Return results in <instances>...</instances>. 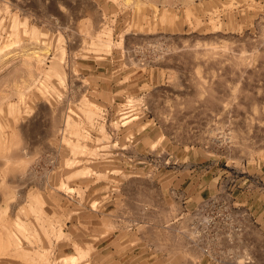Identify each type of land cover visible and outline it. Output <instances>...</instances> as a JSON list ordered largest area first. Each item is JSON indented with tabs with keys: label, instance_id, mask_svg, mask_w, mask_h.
<instances>
[{
	"label": "rangeland",
	"instance_id": "1",
	"mask_svg": "<svg viewBox=\"0 0 264 264\" xmlns=\"http://www.w3.org/2000/svg\"><path fill=\"white\" fill-rule=\"evenodd\" d=\"M226 176L264 264V0H0V264H189L174 197Z\"/></svg>",
	"mask_w": 264,
	"mask_h": 264
},
{
	"label": "built area",
	"instance_id": "2",
	"mask_svg": "<svg viewBox=\"0 0 264 264\" xmlns=\"http://www.w3.org/2000/svg\"><path fill=\"white\" fill-rule=\"evenodd\" d=\"M157 158L159 161L155 159L153 161L158 168L172 166L169 159L162 161L159 157ZM189 167L199 177L204 176L205 172L211 169L209 166L199 164L189 165ZM245 177V173L241 172L242 179L239 180H243L242 186L247 181ZM239 180L235 181L229 176L218 179L215 193L196 203L190 211L183 206L185 200L190 198L182 193H180L181 198L177 195L174 197L176 201H179L181 211L170 224L173 226L172 230L190 251L191 257L196 253L194 262L193 257L188 259L189 264H236L235 241L239 230L236 227V218L241 209L235 207L233 195L236 189L241 188ZM143 210L147 208L144 207Z\"/></svg>",
	"mask_w": 264,
	"mask_h": 264
},
{
	"label": "bare ground",
	"instance_id": "3",
	"mask_svg": "<svg viewBox=\"0 0 264 264\" xmlns=\"http://www.w3.org/2000/svg\"><path fill=\"white\" fill-rule=\"evenodd\" d=\"M32 33L37 34V31L35 29H32ZM40 61L41 60L37 59V62H40ZM53 69H55V70L57 69V67H55V64L52 66V70ZM59 74H60V72H59ZM69 118H71V120L67 119V121H66V126L67 127H70L71 126L70 124L72 123V116L69 117ZM74 124H75V122L73 123V126H74ZM72 145H73L72 149H71L72 152H76V151L80 150L81 146H79L77 144H72ZM103 227L106 228L105 225ZM89 250H88L87 247H85V248L84 247H78V248H76V254L75 255H67V256L62 257L60 259L59 264H78V263L84 261V259L87 258L88 254H89Z\"/></svg>",
	"mask_w": 264,
	"mask_h": 264
},
{
	"label": "crops",
	"instance_id": "4",
	"mask_svg": "<svg viewBox=\"0 0 264 264\" xmlns=\"http://www.w3.org/2000/svg\"><path fill=\"white\" fill-rule=\"evenodd\" d=\"M197 178H198V181H199V183L196 181L197 180ZM194 181H195V186H192L194 189H193V191L191 192V193H188V195H192V196H194L195 198L197 197V195L198 196H201V194L200 193H202L203 192V188H201L202 186H201V184H202V182H200L201 181V177H199V176H197L195 179H194ZM194 181H192L193 182V184H194ZM199 184V185H198ZM201 188V189H200ZM200 190V191H199ZM212 192H215L214 190H211ZM208 195H210V192L208 191V193H207ZM206 195V194H205ZM188 202H190V201H188ZM187 203L185 202V203H183V206L185 207V209H187L188 211H190L193 207H194V202H192L191 204H192V206L191 207H187V205H186ZM262 226V225H261ZM140 256H138L137 258H138V260H137V262L135 263V264H154V262H151L150 260H145V259H142V258H139ZM104 258V257H103ZM127 257H125V259H126ZM134 258H135V256H134ZM106 261H107V263H108V260H109V256H107L106 258ZM104 259V260H105ZM125 259H123L124 261H125ZM124 263H126V262H123L122 263V260L121 259H119L118 261H116V260H110L109 261V263L108 264H124ZM128 264V263H127Z\"/></svg>",
	"mask_w": 264,
	"mask_h": 264
}]
</instances>
